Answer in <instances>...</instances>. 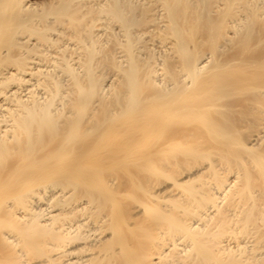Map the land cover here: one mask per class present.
<instances>
[{
    "label": "bare ground",
    "instance_id": "obj_1",
    "mask_svg": "<svg viewBox=\"0 0 264 264\" xmlns=\"http://www.w3.org/2000/svg\"><path fill=\"white\" fill-rule=\"evenodd\" d=\"M0 264H264V0H0Z\"/></svg>",
    "mask_w": 264,
    "mask_h": 264
}]
</instances>
